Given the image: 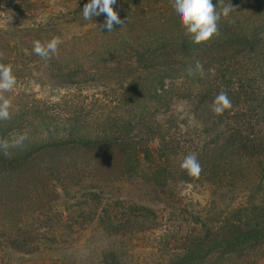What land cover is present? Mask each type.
I'll use <instances>...</instances> for the list:
<instances>
[{
    "label": "trees",
    "instance_id": "obj_1",
    "mask_svg": "<svg viewBox=\"0 0 264 264\" xmlns=\"http://www.w3.org/2000/svg\"><path fill=\"white\" fill-rule=\"evenodd\" d=\"M86 3L62 0L52 11L49 0H0V11L24 21L0 28L2 62L13 65L17 79L37 74L43 86L66 88L55 100L21 95L11 119L0 121V140L28 137L9 149L11 159L0 150V248L29 254L37 241H56L67 222L55 215L60 190L67 195L84 182H190L196 178L180 168L190 153L203 167L199 178L219 185L245 183L246 162L264 173V0H231L219 35L201 44L180 27L171 0H116L125 24L112 32L102 28L103 14L82 18ZM67 25L87 29L68 37ZM53 36L62 43L45 61L33 53V41ZM197 61L203 76L188 74ZM222 89L233 107L217 116L211 105ZM237 214L221 238L208 230L210 245L194 242L172 264L264 243V204ZM101 221L113 235L132 226Z\"/></svg>",
    "mask_w": 264,
    "mask_h": 264
},
{
    "label": "rangeland",
    "instance_id": "obj_2",
    "mask_svg": "<svg viewBox=\"0 0 264 264\" xmlns=\"http://www.w3.org/2000/svg\"><path fill=\"white\" fill-rule=\"evenodd\" d=\"M49 3L52 11L62 8V0ZM23 24L18 13L0 11V28ZM64 29L72 37L87 27L67 25ZM38 77L17 79L13 91L5 95L14 103L24 94L55 100L66 91L43 86ZM179 109L183 111L184 106ZM244 169L246 182L238 185H219L201 177L158 187L145 177L134 176L99 184L84 182L71 187L67 195L60 190L55 215L61 213L67 222L57 240L37 241L29 254L2 247L0 264H172L194 242L210 245L208 230L221 238L233 222L230 219L238 220L237 213L245 206L264 204V173L252 162L244 163ZM108 217L115 226L139 221L141 228L126 226L113 235L101 224ZM66 226L71 230L65 231ZM195 264H264V243L209 254Z\"/></svg>",
    "mask_w": 264,
    "mask_h": 264
},
{
    "label": "clouds",
    "instance_id": "obj_3",
    "mask_svg": "<svg viewBox=\"0 0 264 264\" xmlns=\"http://www.w3.org/2000/svg\"><path fill=\"white\" fill-rule=\"evenodd\" d=\"M116 0H88L82 9V18L85 21H92L94 16L105 15L106 19L102 28H106L108 32L113 31L114 25H124L125 21L120 18L117 11L114 10ZM219 9L213 0H171V6L178 18L180 27L185 34L190 36L194 44L208 42L212 37L219 35V25L222 18L229 17L234 6L229 0H218ZM62 40L59 36H53L50 40L33 41L32 51L43 60L47 61L58 53L59 45ZM5 59L4 53L0 52V121L11 119V109L13 101L6 93H11L17 84V78L13 71L11 63H3ZM199 73L204 74L203 64L196 62L194 68L188 69V74ZM233 104L226 90H221L214 98L211 110L219 116L223 115L226 110L232 109ZM28 137L26 134L11 136L9 139L0 140V150L8 158H12L9 152L10 148L21 147ZM180 168L185 170L187 175L193 178H199L203 167L194 153L184 156L180 163Z\"/></svg>",
    "mask_w": 264,
    "mask_h": 264
}]
</instances>
